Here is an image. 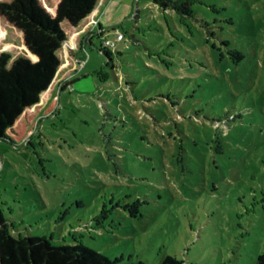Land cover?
Segmentation results:
<instances>
[{"label":"rangeland","instance_id":"374dc122","mask_svg":"<svg viewBox=\"0 0 264 264\" xmlns=\"http://www.w3.org/2000/svg\"><path fill=\"white\" fill-rule=\"evenodd\" d=\"M193 11L183 22L153 0L106 3L57 111L29 143L0 140L13 234L83 242L117 264L264 252V0Z\"/></svg>","mask_w":264,"mask_h":264},{"label":"trees","instance_id":"16d2710c","mask_svg":"<svg viewBox=\"0 0 264 264\" xmlns=\"http://www.w3.org/2000/svg\"><path fill=\"white\" fill-rule=\"evenodd\" d=\"M109 0H0V140L29 143L43 117L57 111L60 95L75 82L81 52ZM184 22L201 0H153ZM112 68L113 54L102 45ZM102 79L109 73L95 71ZM0 264H117L83 242L54 244L38 235L16 236L0 209ZM133 264H149L142 260ZM160 264H187L166 255ZM253 264H264V252Z\"/></svg>","mask_w":264,"mask_h":264},{"label":"crops","instance_id":"0c3cea01","mask_svg":"<svg viewBox=\"0 0 264 264\" xmlns=\"http://www.w3.org/2000/svg\"><path fill=\"white\" fill-rule=\"evenodd\" d=\"M102 15V14H101ZM100 18H101V16H100ZM101 28H103L104 30H105V28L103 27V24H102V22L100 21V19H99V23H98V25L95 27V31L94 32H99L100 31V29ZM97 35H95L93 38H92V40H93V43L95 44V37H96ZM86 50V48L84 49V51ZM81 55V54H80ZM79 58H81V56H79Z\"/></svg>","mask_w":264,"mask_h":264},{"label":"built area","instance_id":"2783aa9c","mask_svg":"<svg viewBox=\"0 0 264 264\" xmlns=\"http://www.w3.org/2000/svg\"><path fill=\"white\" fill-rule=\"evenodd\" d=\"M123 38H124L123 33H122V32H119V34H118V39H123ZM105 41H106V40H105ZM110 44H111L110 41H106L105 44H104V46L109 47ZM78 60H80V64H81L82 60H81L80 58H79Z\"/></svg>","mask_w":264,"mask_h":264}]
</instances>
